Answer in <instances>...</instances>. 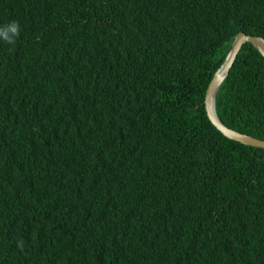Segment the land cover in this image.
Returning a JSON list of instances; mask_svg holds the SVG:
<instances>
[{
    "label": "trees",
    "instance_id": "trees-1",
    "mask_svg": "<svg viewBox=\"0 0 264 264\" xmlns=\"http://www.w3.org/2000/svg\"><path fill=\"white\" fill-rule=\"evenodd\" d=\"M0 264H264V149L206 87L264 0H0ZM264 140V58L216 94Z\"/></svg>",
    "mask_w": 264,
    "mask_h": 264
},
{
    "label": "water",
    "instance_id": "water-1",
    "mask_svg": "<svg viewBox=\"0 0 264 264\" xmlns=\"http://www.w3.org/2000/svg\"><path fill=\"white\" fill-rule=\"evenodd\" d=\"M246 43L250 44L264 58V39L255 35H247L243 32H238L229 47L226 57L206 87L204 109L210 123L225 137L249 147L264 149V140H260L227 128L218 118L215 109L216 94L219 87L227 77L240 48Z\"/></svg>",
    "mask_w": 264,
    "mask_h": 264
},
{
    "label": "clouds",
    "instance_id": "clouds-1",
    "mask_svg": "<svg viewBox=\"0 0 264 264\" xmlns=\"http://www.w3.org/2000/svg\"><path fill=\"white\" fill-rule=\"evenodd\" d=\"M20 35V25L18 21H10L0 25V41L9 45H15Z\"/></svg>",
    "mask_w": 264,
    "mask_h": 264
}]
</instances>
